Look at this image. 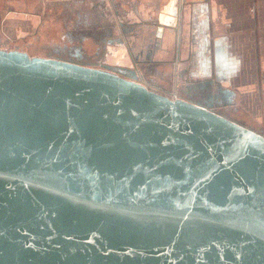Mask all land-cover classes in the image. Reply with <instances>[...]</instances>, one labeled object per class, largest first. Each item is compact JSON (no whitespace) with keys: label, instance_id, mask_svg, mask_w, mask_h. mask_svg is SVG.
I'll return each instance as SVG.
<instances>
[{"label":"water","instance_id":"95a60500","mask_svg":"<svg viewBox=\"0 0 264 264\" xmlns=\"http://www.w3.org/2000/svg\"><path fill=\"white\" fill-rule=\"evenodd\" d=\"M211 83L0 49V264H264V133Z\"/></svg>","mask_w":264,"mask_h":264},{"label":"crops","instance_id":"0c3cea01","mask_svg":"<svg viewBox=\"0 0 264 264\" xmlns=\"http://www.w3.org/2000/svg\"><path fill=\"white\" fill-rule=\"evenodd\" d=\"M114 2L118 5L116 10L121 12L120 17L113 13L115 10L111 6ZM102 3L110 11L112 20L122 18L125 23L138 26L142 22L152 23L156 33L152 35L154 43L157 42V32L161 30L163 41L170 38L164 54L162 51L152 54L154 61L169 58L168 65L159 67L154 62L152 74L157 72L156 67L158 70L174 68L176 71L187 68L184 79H210L231 93L226 100L230 103L221 105L222 113L264 133V0H0L3 9L0 27L15 32L24 24L33 29L39 13L46 6L69 5L73 10L70 20L79 22L84 18L93 21L97 18L95 21L104 22L108 17L105 19L100 14ZM23 5L27 6L25 12L20 11ZM83 6L89 7L88 15H81ZM95 6L100 7L97 9ZM30 9H37V13ZM125 13L129 17L124 18ZM180 27L182 34L179 36ZM184 38L185 42H182ZM184 43L187 46L182 50ZM122 51L123 58L127 59L128 50L124 48ZM122 55L117 59H123ZM177 84L176 80L173 86Z\"/></svg>","mask_w":264,"mask_h":264},{"label":"rangeland","instance_id":"374dc122","mask_svg":"<svg viewBox=\"0 0 264 264\" xmlns=\"http://www.w3.org/2000/svg\"><path fill=\"white\" fill-rule=\"evenodd\" d=\"M77 9H79V6L77 7ZM2 10L3 9L0 7V12ZM25 10H27V6L23 5L20 11L25 12ZM30 10H32L31 12L37 13V9ZM72 12L73 10L70 9L69 5L65 7L46 6L39 13L40 15H38V22L36 21L37 24L34 26L35 28L29 29L30 31L16 30L12 33H8L7 31L5 33L0 27V48H4L2 50L7 49L11 51L16 48V51L25 52L32 58L36 57L45 59L55 55H68L71 49H73L74 47H79L82 49V53L86 54L85 56L87 59H85L84 61L88 63H95L97 64V66H99L98 64H123V62H125L124 58L121 60L117 59L123 52L122 48H119L117 50V45L115 47L113 45L106 44L104 45L107 46V48L105 49L101 44H99V39V42L95 40V33H92V36L82 34L80 32L81 30L75 27L76 24L78 25V21L69 19V16H72L73 14ZM127 17L128 15L126 14L124 18ZM139 28L140 30H138L137 36L134 35L130 37L131 43H135L137 51L143 49L145 41L151 39L153 35L152 32L155 31V29H152V23L147 22H142ZM180 28L181 29L179 30V32H177V35L179 36L180 34H182V27ZM182 42H185V38ZM185 46H187L186 43L182 45V50ZM165 47L166 46H164V48ZM155 51L159 52L160 50L156 49ZM66 55L64 57H68ZM168 59H159L158 61L155 60V63L158 64L159 67H165L164 65L167 66L168 63H165L164 60L166 61ZM181 61H186V59H182ZM156 70L157 72L155 74H148L146 80L159 82L169 88L173 84H175L176 80L177 83L180 84V80L182 77L178 74V71H174V68H171L169 70H158L156 67Z\"/></svg>","mask_w":264,"mask_h":264},{"label":"flooded vegetation","instance_id":"af4514ba","mask_svg":"<svg viewBox=\"0 0 264 264\" xmlns=\"http://www.w3.org/2000/svg\"><path fill=\"white\" fill-rule=\"evenodd\" d=\"M103 7V10L101 11V16L105 17V19L108 17V21L105 20L104 22H100V21H95V18L93 21H87L84 20V18L82 20H80L78 22L79 27H77L79 30H81L80 32L82 34H87V35H91L92 33H95L96 31V38L95 40L98 41V39L100 40V44L102 45L103 48H107V46L104 45H113L116 47V49L118 50L120 47H124L128 50L129 52V56L126 57L127 59H125V62L119 63V64H114V63H107V64H98L99 66H97V64L95 63H88L86 61H84L86 58V54L82 53V49L81 48H76L74 47L73 49H71L68 53V57H64L65 55H61V56H52L50 58H56V59H60V60H65L71 63H75V64H80L82 66H90L92 68H96V69H100V70H104L113 74H116L118 76H121L123 78L132 80L134 82H137L139 84L144 85L148 90H151L152 92L158 93L162 96L168 97L170 99L173 100H177V99H182V100H186V101H191L194 103H200L202 105H210L212 104V102H210V100L208 99V97H203L202 94L200 92H198V88L200 87H210L212 84L211 80L208 78H199V77H186V79H184V73L186 72V69H179L180 73H178L182 78V82H180V84L178 83V85H172L170 88L167 87L166 85H163L159 82L156 81H148L146 80L148 74H152V64L155 62L154 60H152V54L153 52L158 49V50H162V30L157 32V42L154 43L152 38L149 40L145 41L144 47L142 50L138 51L135 53L136 51V45L134 42L131 43L130 37L131 36H137V32L138 30H140V26L135 25V24H127L125 23V21L123 19H120L119 21L112 20L110 19L111 16H109V12L105 9V5L104 3L100 4ZM100 6H95L94 8H99ZM118 7V5L114 2L112 3L111 8H113L112 10H115L113 13L115 14V16H121V12L117 11L116 8ZM89 7L87 6H83L82 10H81V15H88V10ZM84 10V11H83ZM86 11V12H85ZM108 13V15H107ZM127 13H125L123 16H125ZM100 17V16H99ZM120 22V23H119ZM21 29L18 30H25V31H30L27 27L23 25L20 26ZM103 30H102V29ZM3 31L6 33V31L8 33H12V29L9 28H3ZM8 29V30H6ZM84 30V31H82ZM100 31V32H99ZM154 34V32H152ZM100 35V37H98ZM96 42V41H95ZM0 49H4V48H0ZM16 48H14L15 50ZM7 50V49H5ZM7 51H11V50H7ZM156 52V51H155ZM165 63H168L169 60H164ZM163 63V61H162ZM152 71V72H151ZM179 72V71H178ZM184 80V81H183ZM151 82V83H150ZM210 85V86H209ZM207 99V100H206ZM216 103V101H214ZM221 105L219 104H215L214 106V110H216L218 113H222L221 111Z\"/></svg>","mask_w":264,"mask_h":264},{"label":"bare ground","instance_id":"6f19581e","mask_svg":"<svg viewBox=\"0 0 264 264\" xmlns=\"http://www.w3.org/2000/svg\"><path fill=\"white\" fill-rule=\"evenodd\" d=\"M85 1V0H84ZM76 4H78V3H76ZM108 4V3H107ZM110 7V6H109ZM71 8V7H70ZM75 10V9H74ZM110 12V11H109ZM112 14V13H111ZM131 15V14H130ZM109 16H110V14H109ZM126 16V15H125ZM85 17V16H84ZM113 17V16H112ZM129 17V16H128ZM133 17V16H132ZM135 17V16H134ZM119 18V17H118ZM111 19V18H110ZM122 19V18H121ZM141 19V18H140ZM33 20V19H32ZM85 20V19H84ZM99 20V19H98ZM107 21H108V19H107ZM130 21H132V20H130ZM140 21V20H139ZM97 22V21H96ZM103 22V21H102ZM116 22V21H115ZM117 23V22H116ZM120 23V22H119ZM147 23H148V21H147ZM102 29V28H101ZM165 29V28H164ZM103 30V29H102ZM170 30V29H169ZM100 32V31H99ZM95 33H96V31H95ZM158 35V34H157ZM98 37H100V35L98 36ZM163 37V36H162ZM100 38H102V37H100ZM167 37L165 36V39H166ZM156 39V38H155ZM170 41V38H167V42L166 41H163L162 40V47H164V46H167V43ZM165 42V43H164ZM164 43V44H163ZM100 44V43H99ZM175 46V45H174ZM179 47V46H178ZM120 48H122L123 50H124V47H120ZM162 50H160V51H162L161 53H165V49L164 48H161ZM122 55V54H121ZM125 55H122V57L121 58H123ZM171 62V61H170ZM179 63V62H178ZM175 71V70H174ZM207 100V99H206ZM211 102V101H210Z\"/></svg>","mask_w":264,"mask_h":264}]
</instances>
